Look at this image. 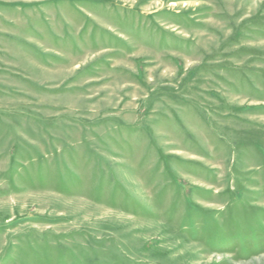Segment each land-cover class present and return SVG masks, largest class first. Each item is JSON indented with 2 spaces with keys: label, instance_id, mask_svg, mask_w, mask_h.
<instances>
[{
  "label": "rangeland",
  "instance_id": "obj_1",
  "mask_svg": "<svg viewBox=\"0 0 264 264\" xmlns=\"http://www.w3.org/2000/svg\"><path fill=\"white\" fill-rule=\"evenodd\" d=\"M0 264H264V0H0Z\"/></svg>",
  "mask_w": 264,
  "mask_h": 264
}]
</instances>
